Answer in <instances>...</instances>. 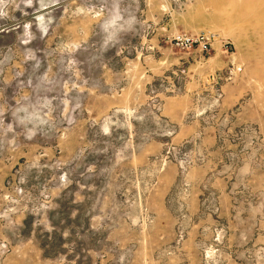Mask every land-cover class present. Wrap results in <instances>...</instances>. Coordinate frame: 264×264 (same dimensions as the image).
<instances>
[{
  "label": "rangeland",
  "instance_id": "obj_1",
  "mask_svg": "<svg viewBox=\"0 0 264 264\" xmlns=\"http://www.w3.org/2000/svg\"><path fill=\"white\" fill-rule=\"evenodd\" d=\"M0 264H264V0H0Z\"/></svg>",
  "mask_w": 264,
  "mask_h": 264
},
{
  "label": "built area",
  "instance_id": "obj_2",
  "mask_svg": "<svg viewBox=\"0 0 264 264\" xmlns=\"http://www.w3.org/2000/svg\"><path fill=\"white\" fill-rule=\"evenodd\" d=\"M178 39H179V41H181L182 44H186L187 41H189V38H187V37H180ZM202 48L205 49V46L203 45Z\"/></svg>",
  "mask_w": 264,
  "mask_h": 264
}]
</instances>
